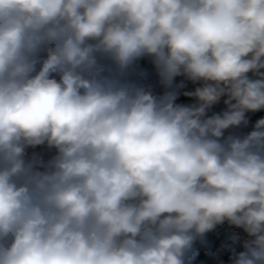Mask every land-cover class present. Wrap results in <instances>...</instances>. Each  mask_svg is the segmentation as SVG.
I'll use <instances>...</instances> for the list:
<instances>
[{
    "label": "clouds",
    "instance_id": "clouds-1",
    "mask_svg": "<svg viewBox=\"0 0 264 264\" xmlns=\"http://www.w3.org/2000/svg\"><path fill=\"white\" fill-rule=\"evenodd\" d=\"M0 264H264V0H0Z\"/></svg>",
    "mask_w": 264,
    "mask_h": 264
},
{
    "label": "trees",
    "instance_id": "trees-1",
    "mask_svg": "<svg viewBox=\"0 0 264 264\" xmlns=\"http://www.w3.org/2000/svg\"><path fill=\"white\" fill-rule=\"evenodd\" d=\"M157 91H159V89H157ZM181 102H187V101L185 100V98H181ZM228 235H229L228 232H226L224 230H221V232L219 233V238L223 239V238H225ZM212 239H213V242L215 243L216 242V237L214 236Z\"/></svg>",
    "mask_w": 264,
    "mask_h": 264
}]
</instances>
